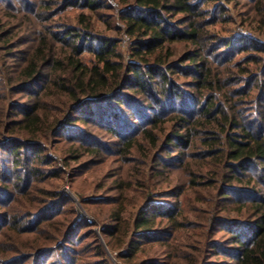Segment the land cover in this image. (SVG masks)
<instances>
[{
    "label": "trees",
    "instance_id": "obj_1",
    "mask_svg": "<svg viewBox=\"0 0 264 264\" xmlns=\"http://www.w3.org/2000/svg\"><path fill=\"white\" fill-rule=\"evenodd\" d=\"M114 1L0 0V264H109L54 189L59 137L85 168L116 162L118 197L83 205L113 208L101 235L123 264H264V40L216 32L232 5L264 37V0ZM149 170L160 187L183 174L174 202L129 201ZM187 191L207 206L195 221ZM182 231H197L187 253ZM158 245L169 263L146 255Z\"/></svg>",
    "mask_w": 264,
    "mask_h": 264
},
{
    "label": "rangeland",
    "instance_id": "obj_2",
    "mask_svg": "<svg viewBox=\"0 0 264 264\" xmlns=\"http://www.w3.org/2000/svg\"><path fill=\"white\" fill-rule=\"evenodd\" d=\"M112 3L113 5L116 4L114 0H112ZM244 11V7L237 10L232 5H230L228 17H231V20L229 22L218 25L216 27V32L223 37H245L247 39H253L255 36H258L261 40H264V37L259 35L260 33L258 32V34L255 30L256 25L251 27L245 24V17L240 16V14ZM78 14V10H71L67 15L65 14L64 16L71 21H75ZM97 30L105 35L120 38L122 40L121 51L124 53L126 59L129 58V41L124 33H121L120 36L114 30L108 29L107 26L102 22L97 23ZM177 50L178 54L182 53V51L185 50V46H177ZM84 60L88 63H91L90 55H85ZM108 141H110V139H108ZM71 147L72 144L70 142H67L62 137L56 138V140L53 141V148L50 149V153L56 160L55 166H57V168H61L62 171H64L61 177L62 179L56 180L55 183L53 182L54 189H56L55 191L60 192L63 196L70 199L74 211L78 213L79 218L83 216L87 219L88 222H94L95 224H97V226L94 227L91 231L95 232L100 244L104 246L109 264H123L117 259L115 253L113 254L108 250L104 238L101 235V227H103L105 224L108 225L111 223L112 219L110 209L113 208L90 206L87 207V211L86 207L83 205V201L89 198L118 197L117 192H111L115 189L116 186V178H111L115 176V173H118V166L114 161L104 165L100 160L95 159L96 162H94V164H92L91 166L89 165L87 168H85L86 165L84 163H87L86 161L91 158L82 160L80 162L74 161L72 155H70V152L72 151ZM65 160H69L70 163L65 165ZM168 177L169 180L164 179L165 182L161 187L156 186V182L152 179L153 177L151 174V170H149L146 173V179L144 180L145 187L139 186V184L135 183L134 181L132 191L128 192L129 201H135L136 199L142 200V193L143 191H145L146 201L154 200L155 197H157L155 195H158L157 193H163L161 194V198L164 201L174 202L175 198L171 196L167 197L166 193H172L171 191H175L174 189L176 186H178V184L183 185V174L172 172L171 174L169 173ZM146 190L148 193L146 192ZM177 192L179 191L177 190ZM148 194L150 195V197L147 196ZM179 202L182 213L184 211V213H186L189 219H191L192 221L196 220V216L201 209H205L207 207L198 200V196L192 195L190 191L185 192L184 195L182 194ZM134 210L135 209L131 208L130 214H132V212L134 213ZM200 213L201 212H199V214ZM196 233L197 231L185 233H183L182 231L177 235V237H175L176 242L172 241L171 243L175 246L179 245V248H182V251L184 253H187L190 250L183 248V244L193 243V241H190L189 239L193 238V235ZM88 237H90V235ZM84 245H90V248L93 245H96V241L93 239L88 240L87 244ZM147 250L148 253L146 255L151 257L154 256L169 263L170 260H166L164 256V253L167 250V246L165 247L163 245H158L149 247ZM172 263L189 264L187 260L182 261L178 259H175Z\"/></svg>",
    "mask_w": 264,
    "mask_h": 264
}]
</instances>
